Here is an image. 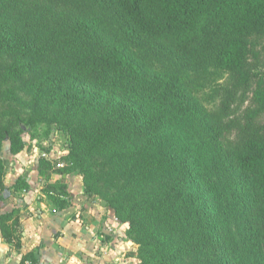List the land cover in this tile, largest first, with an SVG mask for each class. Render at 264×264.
Returning a JSON list of instances; mask_svg holds the SVG:
<instances>
[{
    "label": "trees",
    "instance_id": "trees-1",
    "mask_svg": "<svg viewBox=\"0 0 264 264\" xmlns=\"http://www.w3.org/2000/svg\"><path fill=\"white\" fill-rule=\"evenodd\" d=\"M4 57L65 114L98 111L68 147L154 185L129 210L137 243L264 264V0H0Z\"/></svg>",
    "mask_w": 264,
    "mask_h": 264
},
{
    "label": "rangeland",
    "instance_id": "rangeland-1",
    "mask_svg": "<svg viewBox=\"0 0 264 264\" xmlns=\"http://www.w3.org/2000/svg\"><path fill=\"white\" fill-rule=\"evenodd\" d=\"M12 61L4 57L1 64H9H0V194L11 192L6 186V176L12 169L14 157L19 155V164L38 165L40 173L47 179L55 174L59 176L55 178L58 182L63 181V174L66 173L72 177L70 181L76 188V196L82 197L78 203L81 208L74 212V216L81 221L84 211H104L107 215L102 222L111 229V235L114 231V245H123L110 260L111 264H165L168 248L137 243L138 231L132 228L129 213L132 203L154 185L139 187L126 178L114 176L115 166L109 160V151L86 157L80 155L76 146L68 147L66 131L81 123L96 122L99 119L98 111L91 108L81 109L77 115L65 114L58 97L48 95L37 86L25 89L24 80H37L36 75L32 72H11ZM193 75L190 72V76ZM207 87H199L197 94L201 96V91L207 90ZM55 149L61 151L59 160L64 168L56 167V161L49 158V152ZM25 176L20 175L16 183L26 182ZM64 187L65 183L58 186L53 183V190L58 191V196H63L53 198L57 205L69 197ZM102 202L104 205H101ZM198 261V257L185 255L180 264H198Z\"/></svg>",
    "mask_w": 264,
    "mask_h": 264
},
{
    "label": "crops",
    "instance_id": "crops-1",
    "mask_svg": "<svg viewBox=\"0 0 264 264\" xmlns=\"http://www.w3.org/2000/svg\"><path fill=\"white\" fill-rule=\"evenodd\" d=\"M19 156L6 176L11 192L0 194V215H6L0 221V264H111L123 245H114V231L111 235L102 222L107 213L84 211L79 221L74 212L82 197L76 196L72 177L65 173L63 181L55 174L47 179L38 165L19 164ZM20 175H26V182L17 184ZM53 183H65L69 199L57 205L53 198L63 196Z\"/></svg>",
    "mask_w": 264,
    "mask_h": 264
},
{
    "label": "built area",
    "instance_id": "built-area-1",
    "mask_svg": "<svg viewBox=\"0 0 264 264\" xmlns=\"http://www.w3.org/2000/svg\"><path fill=\"white\" fill-rule=\"evenodd\" d=\"M50 156L49 158L51 157L52 160H55L56 161V167L58 168H63L64 167V164L59 160L60 157H61V151L60 150H53L51 152H49Z\"/></svg>",
    "mask_w": 264,
    "mask_h": 264
},
{
    "label": "water",
    "instance_id": "water-1",
    "mask_svg": "<svg viewBox=\"0 0 264 264\" xmlns=\"http://www.w3.org/2000/svg\"><path fill=\"white\" fill-rule=\"evenodd\" d=\"M101 205H104V203L102 202Z\"/></svg>",
    "mask_w": 264,
    "mask_h": 264
}]
</instances>
